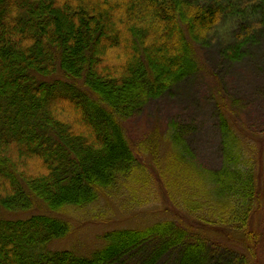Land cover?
<instances>
[{
	"label": "trees",
	"instance_id": "trees-1",
	"mask_svg": "<svg viewBox=\"0 0 264 264\" xmlns=\"http://www.w3.org/2000/svg\"><path fill=\"white\" fill-rule=\"evenodd\" d=\"M228 26L220 52L235 62L264 30V0H0V211L35 200L56 213L84 210L122 188L142 204L136 194L151 181L176 211L175 222L105 232L89 256L48 250L70 232L61 217L0 218V264H114L136 249V264H157L171 247L175 264H205L207 255L210 264L257 263L264 133L222 109L221 161L208 168L182 126L170 123L137 149L124 126L198 73L200 46ZM149 241L157 245L148 255L139 247Z\"/></svg>",
	"mask_w": 264,
	"mask_h": 264
},
{
	"label": "rangeland",
	"instance_id": "rangeland-1",
	"mask_svg": "<svg viewBox=\"0 0 264 264\" xmlns=\"http://www.w3.org/2000/svg\"><path fill=\"white\" fill-rule=\"evenodd\" d=\"M232 27H224L200 46L198 54L202 60L201 70L164 93L149 100L143 108L125 123L126 133L137 149L146 139L155 134L161 136L170 123L180 129L190 146L195 160L208 168L220 165L219 112L227 110L232 118L242 123L246 132L258 137L264 133V30L256 42L237 61H230L221 54V39L228 36ZM59 77L53 75L44 80ZM227 105L226 107H224ZM235 120V119H234ZM259 139L262 162L259 166L262 201L264 203V134ZM159 169L164 161L166 149L160 144ZM141 163L152 164L149 154L140 156ZM162 155V156H161ZM148 158V159H147ZM165 162V161H164ZM134 188H136L134 186ZM145 193L137 195L142 204L134 203L132 195L122 188L114 197L101 199L84 210L71 209L67 212H52L41 201L35 200L30 210L0 211V218L25 219L35 214L61 217L71 224L70 232L48 245V250H70L81 256H89L102 245L101 236L110 230L121 228H143L158 221H174L176 211L163 198V192L155 181L145 187ZM264 208V206H263ZM261 207L254 217L253 226L263 237L257 254V263L264 264V210ZM157 243L149 241L140 245L149 255ZM137 249L130 251L114 264H136ZM173 247L157 264H175L178 257ZM210 264L211 256H203Z\"/></svg>",
	"mask_w": 264,
	"mask_h": 264
}]
</instances>
